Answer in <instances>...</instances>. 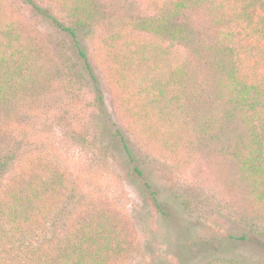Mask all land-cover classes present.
<instances>
[{
    "label": "trees",
    "instance_id": "16d2710c",
    "mask_svg": "<svg viewBox=\"0 0 264 264\" xmlns=\"http://www.w3.org/2000/svg\"><path fill=\"white\" fill-rule=\"evenodd\" d=\"M20 1L66 32L89 69L78 34L92 37L98 28L111 29L103 31L106 61L132 140L162 151L215 140L222 159L235 166L245 184L241 221L264 235V0H150V10L128 16L114 12L108 0H49L57 4L49 9L40 5L46 0ZM1 2L0 131L14 115L19 120L21 106L38 110L39 99L44 107L54 101L63 109L64 136L108 157L82 121L73 122L86 83L76 62L65 47L51 48L39 30L9 16ZM192 12L201 13L204 23ZM137 35L145 38L138 46ZM175 48L187 50L189 57L176 58ZM94 100L104 105L101 92ZM125 134L116 130L132 157ZM10 143L0 147V264H121L129 257L131 236L108 208L92 206L85 214L71 215L57 204L58 213L53 210L51 201L65 189L66 172L53 171L40 160L15 176L5 175L20 148ZM143 161L154 168L148 156ZM171 186L173 197L190 209L188 188L178 182ZM75 196L70 191L66 201ZM155 205L160 208L156 200ZM38 213L48 216L46 224L36 225L43 218ZM241 263L230 256L205 262Z\"/></svg>",
    "mask_w": 264,
    "mask_h": 264
},
{
    "label": "rangeland",
    "instance_id": "374dc122",
    "mask_svg": "<svg viewBox=\"0 0 264 264\" xmlns=\"http://www.w3.org/2000/svg\"><path fill=\"white\" fill-rule=\"evenodd\" d=\"M1 1L9 16L39 30L51 48L65 47V52L76 62L86 83L80 92L81 101L74 105L73 122L80 124L78 122L82 121L83 127L108 151L107 157L106 153H97L96 148L91 152L69 140L61 130L63 109L54 101L51 107H44V100L39 99L38 110L21 106L17 113L19 120L14 115L1 128L0 133L5 137L0 140V147L9 142L20 146L5 175L15 176L26 167H35L40 160L49 164L53 171L66 172L65 189L51 201L53 210L58 213L59 204L68 214H85V209L99 206L117 215L134 244L129 257L121 264H205L214 256L234 257L241 260V264H264V235L250 231L241 221L245 184L239 180L235 166L222 159L215 140L195 141L165 151L153 143L141 148L139 142L132 140L133 130L125 122L115 101L116 88L106 61L109 51L104 45L107 34L103 31L111 29L102 26L104 29L98 28L92 37H86L82 32L78 34L90 70L72 38L50 18L20 0ZM149 1L108 0L106 3L114 12L128 16L150 10H147ZM40 5L46 9L57 6L49 0ZM54 12L61 16L58 11ZM191 14H195L193 18L199 23H204L201 13ZM144 39L143 35L134 36L137 46ZM173 53L179 59L189 57V52L182 48L173 49ZM191 63L192 67L199 69L196 59L191 58ZM99 92L104 95L102 107L94 100ZM117 129L128 134L132 157L117 137ZM146 156L153 160L154 168L143 161ZM135 167L141 170V174L135 171ZM173 182L188 188L185 190L193 197L190 209L184 208L171 194ZM69 189L76 196L67 202ZM155 200L160 208L155 205ZM42 216L37 226L46 224L48 216ZM32 239L36 240V237Z\"/></svg>",
    "mask_w": 264,
    "mask_h": 264
}]
</instances>
